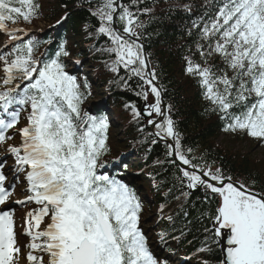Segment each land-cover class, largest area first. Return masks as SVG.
I'll use <instances>...</instances> for the list:
<instances>
[{"label":"snow or ice","instance_id":"obj_1","mask_svg":"<svg viewBox=\"0 0 264 264\" xmlns=\"http://www.w3.org/2000/svg\"><path fill=\"white\" fill-rule=\"evenodd\" d=\"M39 8L34 0H0V31L11 42L10 51L0 52V143L12 138L8 130L16 128L21 111L26 112L27 123L18 129L20 143L10 145L8 152L15 156L17 173L25 174L29 193L16 203L38 206L26 213L22 225L23 234L30 237L26 258L29 264H160L139 227L142 206L135 192L99 171L109 151L108 119L82 110L84 93L61 61L69 55L64 44L54 56L36 58L38 42L16 35L24 29L7 26L21 19L31 22ZM92 15L99 19L98 34L111 41L106 51L115 55L112 70L122 65L140 77L156 99L145 111L149 116L164 115L160 90L153 83L155 71H148L138 42L136 29L143 27L138 13L118 0H101ZM116 23L121 29L114 27ZM202 38L208 41V51L197 44L201 56L218 54L225 69L216 72L189 59L187 72L200 78L205 98L228 121L225 131H244L264 142V0H224L215 18L205 24ZM138 94L147 99V91ZM133 111L140 115L134 106ZM148 123L156 128V137L175 141L168 145L169 156L191 166V171L180 169L187 187L204 186L220 197L210 216L212 228L205 229L215 237L223 230L230 232L220 264H264V193L231 182L230 177L225 182L220 169L197 171L198 165L182 151L170 117ZM3 169L0 162V205L12 195ZM20 251L14 213L0 211V264H17Z\"/></svg>","mask_w":264,"mask_h":264},{"label":"trees","instance_id":"obj_2","mask_svg":"<svg viewBox=\"0 0 264 264\" xmlns=\"http://www.w3.org/2000/svg\"><path fill=\"white\" fill-rule=\"evenodd\" d=\"M34 2L40 8L32 21L41 18L50 26L54 22L61 23L56 35L52 33L55 29L50 27L33 39L38 42L35 57L49 40L51 43L44 52V58L54 56L63 43L69 53L61 57L64 66L70 65L68 59L73 57L91 67L92 73L96 74L82 72L77 82L84 93L82 110L95 116L104 115L108 119L106 143L109 151L102 157L101 163L105 164L112 157L125 153V157L136 165L139 170L136 179L145 187L152 204L158 210V244L185 257L187 261L183 263L202 264L208 261L209 264H220L222 251L218 248V239L212 231L205 230L212 228L210 216L215 215L217 197L208 191H189L188 182L181 179L180 166L168 154V144L156 137L149 130L148 122H144L133 111V106L139 111L144 101L153 99L156 102V99L148 89L149 86L122 65L118 71L112 70L115 55L106 51L112 46L111 41L106 35L98 34L99 19L92 15L101 0ZM120 2L138 13L139 22L143 25L136 29L138 39L150 62L151 71H155L154 81L162 91L166 116L174 122V130L179 134L184 154L198 165V170H207L208 167L213 171L220 169L225 179L230 177L257 193H264V168L260 167V160H254L250 150L232 152L216 142L221 133L230 137L232 144L253 137L244 131H225L228 121L222 119V113L213 110L214 105L205 98L200 78L186 70L189 59L202 67L212 66L216 72L225 69L218 54L201 56L197 49V44H202L205 52L208 51V41L202 38V30L205 24L215 18L224 0H136L135 4L132 0ZM143 9L150 11L144 12ZM31 22L22 19L17 21L22 24ZM117 25L121 29L122 26ZM228 74L231 75V70H228ZM144 91L148 92L147 99L143 94H138ZM98 100L110 106L111 112H118L112 115L115 119L113 123H110L111 119L106 112L93 108L94 102ZM24 114L26 117L27 113ZM259 143L264 146V142ZM134 151L140 158L133 161L131 157ZM163 222L168 223L162 227L165 231L159 230ZM201 248H207L208 251H198Z\"/></svg>","mask_w":264,"mask_h":264},{"label":"rangeland","instance_id":"obj_3","mask_svg":"<svg viewBox=\"0 0 264 264\" xmlns=\"http://www.w3.org/2000/svg\"><path fill=\"white\" fill-rule=\"evenodd\" d=\"M48 2V0H47ZM47 25V22H44L43 20L41 22H36L33 25V29H39L43 28ZM5 44L4 38L1 39L0 47H2ZM114 116L118 114L116 110H112ZM113 117V116H112ZM18 141L17 138L12 140V144L16 143ZM9 140H7L3 145H2V150H5L8 148ZM216 142L222 147L223 149L229 150V151H243L247 152L250 150V156L253 157L255 160H260V167L264 168V147L260 146L259 144L253 143L250 140H246L245 142L238 143V144H232L229 137L224 136L223 134H220L216 138ZM218 146V145H217ZM2 160L1 162L4 164V173L7 177V180L5 181V186L9 188V191L12 192L11 197L9 198L8 201H6L5 204L0 205V211H12L14 213V220H15V231L17 234V246L20 247L21 251L18 254L17 257V264H29V262L26 259V252L28 251V248L26 247L28 241L24 237V234L22 233L23 227L22 225L24 224V218L27 213L26 210L22 209L23 205L17 204V200H23L27 196L25 189L23 188V176L24 173L20 172L17 173V165L15 163V160L11 155H5L4 157H1ZM140 158V157H137ZM136 155L131 157V159L137 160ZM17 180H20L21 183H17ZM14 185V187H11ZM219 205H217L218 207ZM154 209V208H153ZM152 209V212H153ZM152 212H148L147 215H144V218H148ZM155 216V215H154ZM153 216V217H154ZM152 217V219H153ZM146 219H143L144 222L148 221ZM151 225L153 222H149ZM146 228L147 226L149 227V224L145 223ZM229 230H223L222 234L224 235L225 232ZM176 260V259H175ZM174 260V261H175ZM172 264H176V262H173Z\"/></svg>","mask_w":264,"mask_h":264}]
</instances>
